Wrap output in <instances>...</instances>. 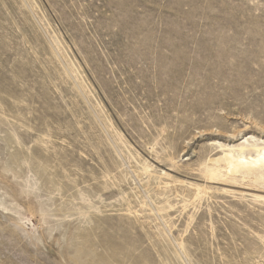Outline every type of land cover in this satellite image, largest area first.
<instances>
[{
    "label": "rangeland",
    "instance_id": "obj_1",
    "mask_svg": "<svg viewBox=\"0 0 264 264\" xmlns=\"http://www.w3.org/2000/svg\"><path fill=\"white\" fill-rule=\"evenodd\" d=\"M264 0H0V264H264Z\"/></svg>",
    "mask_w": 264,
    "mask_h": 264
},
{
    "label": "bare ground",
    "instance_id": "obj_2",
    "mask_svg": "<svg viewBox=\"0 0 264 264\" xmlns=\"http://www.w3.org/2000/svg\"><path fill=\"white\" fill-rule=\"evenodd\" d=\"M223 153L212 160L216 165L224 164L231 177L249 179L264 184V142L253 136L244 138L238 146L222 145Z\"/></svg>",
    "mask_w": 264,
    "mask_h": 264
}]
</instances>
